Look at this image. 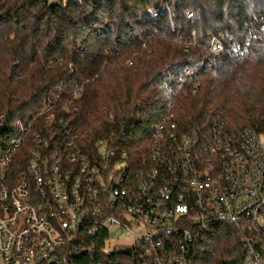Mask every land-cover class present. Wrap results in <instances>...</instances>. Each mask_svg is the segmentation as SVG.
Listing matches in <instances>:
<instances>
[{"label": "built area", "instance_id": "built-area-1", "mask_svg": "<svg viewBox=\"0 0 264 264\" xmlns=\"http://www.w3.org/2000/svg\"><path fill=\"white\" fill-rule=\"evenodd\" d=\"M191 75L159 86L147 155L132 152L140 102L86 132L54 97L25 120L0 110V264H200L222 228L237 231L243 264H264V135L181 122Z\"/></svg>", "mask_w": 264, "mask_h": 264}, {"label": "trees", "instance_id": "trees-1", "mask_svg": "<svg viewBox=\"0 0 264 264\" xmlns=\"http://www.w3.org/2000/svg\"><path fill=\"white\" fill-rule=\"evenodd\" d=\"M187 70L181 122L220 119L229 131L264 135V0H0V110L13 121L54 97L86 132L105 110L140 102L132 152L147 155L163 113L159 86ZM204 247L200 264H243L235 229L222 228Z\"/></svg>", "mask_w": 264, "mask_h": 264}, {"label": "rangeland", "instance_id": "rangeland-1", "mask_svg": "<svg viewBox=\"0 0 264 264\" xmlns=\"http://www.w3.org/2000/svg\"><path fill=\"white\" fill-rule=\"evenodd\" d=\"M58 0H52V2H57ZM263 140H264V138H263Z\"/></svg>", "mask_w": 264, "mask_h": 264}]
</instances>
